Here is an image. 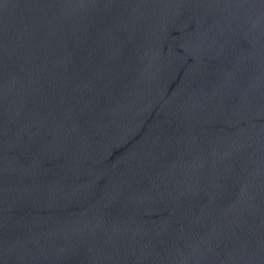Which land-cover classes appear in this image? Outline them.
Here are the masks:
<instances>
[{"label": "water", "instance_id": "water-1", "mask_svg": "<svg viewBox=\"0 0 264 264\" xmlns=\"http://www.w3.org/2000/svg\"><path fill=\"white\" fill-rule=\"evenodd\" d=\"M0 264H264V0H0Z\"/></svg>", "mask_w": 264, "mask_h": 264}]
</instances>
